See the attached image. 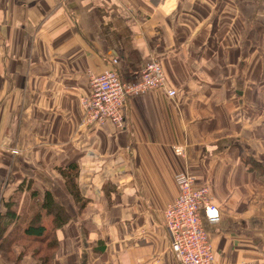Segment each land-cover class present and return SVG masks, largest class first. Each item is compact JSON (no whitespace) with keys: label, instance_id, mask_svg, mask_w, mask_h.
<instances>
[{"label":"crops","instance_id":"obj_1","mask_svg":"<svg viewBox=\"0 0 264 264\" xmlns=\"http://www.w3.org/2000/svg\"><path fill=\"white\" fill-rule=\"evenodd\" d=\"M262 3L0 0V214L50 193L71 218L55 264H179L165 211L184 172L221 213L204 218L218 262L264 264ZM150 61L176 96L128 99L122 130L83 124L94 76L138 82ZM71 165L81 211L60 174Z\"/></svg>","mask_w":264,"mask_h":264},{"label":"built area","instance_id":"obj_2","mask_svg":"<svg viewBox=\"0 0 264 264\" xmlns=\"http://www.w3.org/2000/svg\"><path fill=\"white\" fill-rule=\"evenodd\" d=\"M140 81L128 83L115 71H105L91 81L92 94L83 101V124L105 125L111 122L118 130L125 128V106L128 99L154 90L166 89V76L162 64L150 61L142 70ZM169 97L176 96L168 91ZM14 155L19 154L16 149ZM179 196L165 211V227L168 230L171 251L179 264H220L210 242L204 220L211 225L221 222V213L213 203L208 187L196 185V178L188 173L176 177ZM205 218V219H204Z\"/></svg>","mask_w":264,"mask_h":264},{"label":"trees","instance_id":"obj_3","mask_svg":"<svg viewBox=\"0 0 264 264\" xmlns=\"http://www.w3.org/2000/svg\"><path fill=\"white\" fill-rule=\"evenodd\" d=\"M60 174L66 180V186L70 191L79 211L84 210L87 206V200L83 198L80 189H78L77 181L79 177V167L71 165L70 167L60 170ZM34 207L28 214L27 223H21V215L13 209L18 206L17 199H9L5 202L7 212L3 216L0 214V251L7 256L14 245L17 243L22 245L28 242L26 248L24 246L23 255L31 254L32 258L39 264H55V254L59 250L57 230L66 226L71 220L66 208L56 203L52 194L47 193L44 196L34 195ZM52 219L51 227L44 224L45 219ZM12 228V229H11ZM9 234V235H8ZM39 244L37 248L31 244ZM47 248L48 255L43 249ZM20 255V257H23ZM22 260V259H20Z\"/></svg>","mask_w":264,"mask_h":264},{"label":"rangeland","instance_id":"obj_4","mask_svg":"<svg viewBox=\"0 0 264 264\" xmlns=\"http://www.w3.org/2000/svg\"><path fill=\"white\" fill-rule=\"evenodd\" d=\"M257 8H259V5H257ZM262 10H263V12H264V0H263V3H262ZM263 24H264V22H263ZM264 26V25H263ZM34 206V205H33ZM27 221H28V214L27 213H23L22 214V217H21V223L23 224V223H27ZM51 222H52V220H50V219H45L44 220V224H46L47 225V227H49V229H50V225H51ZM12 229V228H11ZM9 235V234H8ZM2 244V242L0 241V245ZM26 245H28V242H24L22 245H20V244H16V245H14L13 247H12V249H11V251H10V256H9V254L7 255V256H5L1 251H0V260L3 262V263H8V264H23V260H24V257H26V256H29L28 258H30V259H33L32 258V255L29 253V254H25V252H24V255H23V249H24V246L26 247ZM38 245L39 244H31V246L32 247H34V249L35 248H37L38 247ZM26 248H30V247H26ZM47 248H45V249H43L44 251H45V253L44 254H42L43 256L44 255H48V253H47V250H46ZM20 255H23V257H20ZM20 259H22V260H20ZM34 260V259H33ZM35 261V260H34ZM35 262H37V261H35Z\"/></svg>","mask_w":264,"mask_h":264}]
</instances>
